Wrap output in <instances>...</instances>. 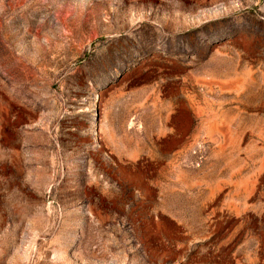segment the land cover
<instances>
[{
	"label": "rangeland",
	"instance_id": "obj_1",
	"mask_svg": "<svg viewBox=\"0 0 264 264\" xmlns=\"http://www.w3.org/2000/svg\"><path fill=\"white\" fill-rule=\"evenodd\" d=\"M0 264H264V0H0Z\"/></svg>",
	"mask_w": 264,
	"mask_h": 264
}]
</instances>
